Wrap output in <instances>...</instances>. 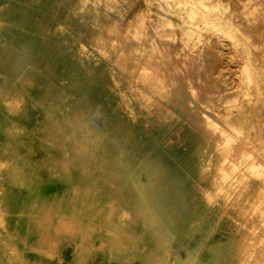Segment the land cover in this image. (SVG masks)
Segmentation results:
<instances>
[{"label":"rangeland","instance_id":"374dc122","mask_svg":"<svg viewBox=\"0 0 264 264\" xmlns=\"http://www.w3.org/2000/svg\"><path fill=\"white\" fill-rule=\"evenodd\" d=\"M179 1L195 31L183 44L171 28L156 37L186 63L169 99L152 94L168 114L157 125L135 72L115 61L133 12L151 14L155 0H0V264H154L152 252L160 264H264V154L223 121L226 101L245 90L264 147V95L244 77L251 52L264 63V19ZM112 170L147 215L117 223L137 196L121 201L124 187L100 177ZM36 234L42 247L31 245Z\"/></svg>","mask_w":264,"mask_h":264},{"label":"bare ground","instance_id":"6f19581e","mask_svg":"<svg viewBox=\"0 0 264 264\" xmlns=\"http://www.w3.org/2000/svg\"><path fill=\"white\" fill-rule=\"evenodd\" d=\"M144 1L148 2L149 0ZM155 1L157 2V7L151 14H147L144 8H139L133 12L131 16L134 27L133 33L128 37L129 41L127 48L118 52L115 61L121 71L126 73L135 72L136 80L145 88L143 91L137 93L136 97L144 103L147 109H149L150 114H153L152 109L157 111V114L154 113L155 117L153 123L160 125L168 118V114L154 99H152V94H158L164 99H169V84L173 81H179L184 84L182 72L186 69V63L184 58H181L183 52L181 48L164 52L157 43L156 37L161 41L168 40L167 38L165 39V31L167 28H171L180 36V40L183 44L195 30L186 27L183 23L182 18L185 15L186 10L185 6L179 0ZM198 1H200V3L202 2V0ZM215 3L217 10L223 14H237L239 10H242L247 11L254 17V19H264V0H232V3H230L229 0H215ZM260 27L262 33H264V25L261 22ZM215 28L219 29V26H215ZM121 31L122 30L119 29L118 32L121 33ZM227 35L238 46H244L246 48L251 47V45L245 42V40L235 37L231 30ZM254 47L256 46L254 45ZM248 60L251 66L245 73V84L248 87H254L260 96L264 95V63H255V61L258 60V56L255 52H251L248 55ZM246 95L247 93L245 90L241 92L239 96V99L241 100L240 103H235L236 100L226 101L227 103H230V105L226 107V114L223 116V121L236 133L249 131L251 134V140L258 145L259 149L264 154V147H262L260 141H258V136L255 134V128L257 125L253 116L247 111V109L251 108L253 105L251 100L246 98ZM4 102L6 107L11 109L15 108L20 101L11 100L7 102L4 100ZM257 107L258 110L264 114V96L260 98ZM198 122H201V120H198ZM203 128H206V131L209 132L207 124H204ZM81 146H84V144L81 143ZM240 158L241 162L244 163L246 159L245 155ZM225 165L226 164L222 163L221 169H224L225 173H229L232 167ZM250 169L255 170L253 167ZM260 176L262 175L260 174ZM100 177L106 183H115L124 187L126 195L124 196V199L121 200L123 203L128 202L132 196H137V200L133 207H124V217L117 223L128 224L135 218L136 213L143 217L149 213L148 207L141 205L138 201L140 198L137 194L138 191L136 187L130 183L126 174L119 173L118 170L108 172L103 171ZM251 208L258 209L256 204L251 205ZM263 216L264 211H260L258 216L259 219L261 220ZM148 220L153 221L155 219L151 217ZM157 234V239H160L159 233ZM113 245L117 246L116 243H113ZM162 246L166 247L164 243H162ZM157 255L158 254L155 252H152L151 254L150 259L154 264L162 263V258L157 257ZM166 255L168 254L164 252L163 256ZM169 255L172 261L181 263L180 259L175 260L176 256L174 252L169 253Z\"/></svg>","mask_w":264,"mask_h":264},{"label":"crops","instance_id":"0c3cea01","mask_svg":"<svg viewBox=\"0 0 264 264\" xmlns=\"http://www.w3.org/2000/svg\"><path fill=\"white\" fill-rule=\"evenodd\" d=\"M40 231H41V229H40ZM28 240L30 242L31 239H28ZM35 242H36L35 244L32 243L31 245H34L36 247H42L43 246V234H41V235L36 234V236H35Z\"/></svg>","mask_w":264,"mask_h":264}]
</instances>
